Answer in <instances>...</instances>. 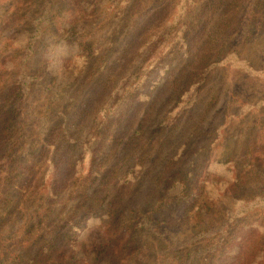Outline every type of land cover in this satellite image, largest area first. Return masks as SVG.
<instances>
[{
	"label": "trees",
	"instance_id": "1",
	"mask_svg": "<svg viewBox=\"0 0 264 264\" xmlns=\"http://www.w3.org/2000/svg\"><path fill=\"white\" fill-rule=\"evenodd\" d=\"M236 34L264 56V0H0V264H264V64Z\"/></svg>",
	"mask_w": 264,
	"mask_h": 264
},
{
	"label": "rangeland",
	"instance_id": "2",
	"mask_svg": "<svg viewBox=\"0 0 264 264\" xmlns=\"http://www.w3.org/2000/svg\"><path fill=\"white\" fill-rule=\"evenodd\" d=\"M119 9V8H118ZM121 19L120 20H117L115 21L114 25L111 24L109 25L105 31L104 30H101L99 29L98 31H96L95 33L99 34V42L100 44H103V46L106 48V47H109L110 45V41H109V34L111 33L112 35H117V33L120 31L121 29ZM114 26V28H113ZM80 30H83L82 28H80ZM89 30V29H88ZM243 30V29H242ZM240 31L239 34L240 35H243L244 36V33L243 31ZM108 32L109 34H104ZM105 35L106 39L104 41L101 42V38L102 36ZM117 43H116V49L120 50L121 47H122V44H124L125 40L128 39L130 36H125L123 37V33H121L119 36L117 35ZM242 41V40H241ZM241 41H239V35L236 34L235 35V38H234V44H233V47L235 46V48H238L240 49L243 54L245 55H248L250 58H253L258 64H264V56L262 54V52H259V47L260 46L259 44V41L257 44H254V42L251 43V41L249 42H246V43H242ZM74 61H75V58H73ZM159 66V64H156V66ZM156 66H154L156 68ZM159 67H157V71H155L154 68H150V69H154L155 73L151 76V78L153 80H162L161 78H163L164 75V70L162 72H160L158 70ZM65 71V70H64ZM233 70H231L230 72H232ZM164 72V73H163ZM124 73V71L122 72ZM121 73V74H122ZM159 73V75H157ZM222 76H223V79H224V84H225V87H227V85H231L233 84V86L235 88H237L238 91H240L243 95H247L249 96L250 98H252V95H259V89H262L261 88V84H262V80L258 81L256 80L255 78L253 77H247V76H244L242 75L240 78H235L233 79V81H231V78L233 77V73L231 75V77H228L226 74V70L225 71H222ZM231 81V83H230ZM153 82H156V81H153ZM151 86H149L150 88ZM258 88V89H257ZM146 99L144 97H139L138 98H135V101H141V102H144ZM38 105L41 104V101H38L37 102ZM36 104V105H37ZM128 104H131V102L129 100H125L123 99L120 104L118 105L119 108H124L126 105ZM35 105V106H36ZM145 107H141V110H143ZM121 110V109H120ZM141 114H142V111H141ZM140 114V116H142ZM241 129V125H235L232 129H231V133L233 132V135L236 134L238 132V130L240 131ZM233 135L230 137V139L233 142V144H237V139L235 137H233ZM236 146V145H234ZM81 238L83 240H85L89 245H92L94 243H100V242H104L106 240V236L103 232V230L97 226V224H90L88 225L87 227L84 228V231L82 232V235H81Z\"/></svg>",
	"mask_w": 264,
	"mask_h": 264
}]
</instances>
